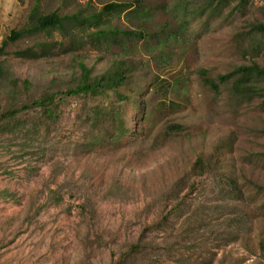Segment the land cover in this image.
<instances>
[{
	"label": "rangeland",
	"instance_id": "1",
	"mask_svg": "<svg viewBox=\"0 0 264 264\" xmlns=\"http://www.w3.org/2000/svg\"><path fill=\"white\" fill-rule=\"evenodd\" d=\"M10 3L0 61L35 89L74 82L80 61L98 74L122 60L129 72L124 102L67 98L55 119L0 134V264H264V193L254 186L264 187V97H237L230 82L215 92L198 72L217 82L235 66H264L252 43L264 0ZM109 4L132 8L107 13ZM54 12L62 25L35 32L34 17ZM12 31L24 33L8 42ZM113 105L128 128L117 144L110 121H83L87 108ZM172 124L184 132L167 138ZM86 131L101 143L86 146ZM201 155L218 156L220 172L192 177L174 198L172 184ZM223 173L237 179L238 199Z\"/></svg>",
	"mask_w": 264,
	"mask_h": 264
},
{
	"label": "trees",
	"instance_id": "2",
	"mask_svg": "<svg viewBox=\"0 0 264 264\" xmlns=\"http://www.w3.org/2000/svg\"><path fill=\"white\" fill-rule=\"evenodd\" d=\"M239 1L241 4H246L250 0ZM130 8H132L130 4H109L103 8V11L110 13ZM132 12L134 11L131 10L130 13ZM63 21L64 18L55 12L35 16L33 29L35 32L53 30L59 28ZM252 29L255 32L252 43L255 46L256 54H259L260 51H264V23H256ZM23 33V31H12L6 41L15 42ZM130 34L134 35L132 32L126 33L125 35ZM5 44V41L1 43L0 52ZM18 55L23 54L18 53ZM76 65L78 74L75 76L74 82L70 80L68 85L60 88L52 80L50 85H44L40 89H35V86L29 80L18 77L9 66L0 61V92L8 89L6 95L8 94V100L10 101L9 105L4 109H0V134L3 131H13V133L21 130L27 131V125L31 118L42 122L55 119L58 117L59 106L67 98L82 97L87 99L88 97L92 100L98 99L104 101L110 98V94H114L119 102L127 100L126 97L117 93V90L125 84L128 78L129 68L124 61L114 60L98 74H94L93 67H88L83 61L78 62ZM198 72L203 76V82L215 92L218 91V84L230 82L229 92L237 97L246 100L252 99L253 97H264V66L255 62L235 66L230 72L224 75H218L216 77L217 82L210 79L205 70L200 69ZM72 75H74V72ZM87 109L89 112L86 111L83 121L89 123V125L101 124L104 120L110 121L113 133L109 136V142L112 144H117L122 137L128 134V128L120 106L113 105L105 108L91 106ZM183 132L184 128L182 126L172 124L166 127L164 135L167 138H172ZM97 142L101 143V140L86 131V137L83 143L86 146H92ZM219 164L218 156H198L191 167L189 175L176 180L172 184L169 193L174 198H178V194L192 177H201L207 172H220L219 167L221 166ZM222 175L224 178L222 187L226 190V195L238 199L241 192L237 179L233 178L229 173H223ZM254 186L258 191L264 193V187L257 184H254ZM192 190L193 187H190L187 194ZM180 205L181 202H178L171 211H168L165 216H162L158 220L159 222H154L152 226L159 227L162 224H167L171 215L176 212ZM136 247L138 246H134V249Z\"/></svg>",
	"mask_w": 264,
	"mask_h": 264
},
{
	"label": "crops",
	"instance_id": "3",
	"mask_svg": "<svg viewBox=\"0 0 264 264\" xmlns=\"http://www.w3.org/2000/svg\"><path fill=\"white\" fill-rule=\"evenodd\" d=\"M10 5V0H0V14L7 13Z\"/></svg>",
	"mask_w": 264,
	"mask_h": 264
}]
</instances>
